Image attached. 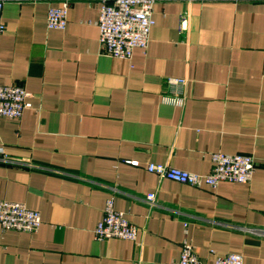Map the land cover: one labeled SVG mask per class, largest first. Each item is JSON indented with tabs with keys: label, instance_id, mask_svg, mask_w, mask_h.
<instances>
[{
	"label": "crops",
	"instance_id": "0c3cea01",
	"mask_svg": "<svg viewBox=\"0 0 264 264\" xmlns=\"http://www.w3.org/2000/svg\"><path fill=\"white\" fill-rule=\"evenodd\" d=\"M50 5L3 8L0 86L24 88L29 106L0 118V202L42 224L0 225V264H178L185 243L203 264H264V3L158 2L149 45L130 59L102 52L101 0L73 1L63 31L48 29ZM170 78L188 81L182 95ZM213 153L252 156V181L193 187L148 171L205 175ZM110 198L135 241L96 239Z\"/></svg>",
	"mask_w": 264,
	"mask_h": 264
},
{
	"label": "built area",
	"instance_id": "2783aa9c",
	"mask_svg": "<svg viewBox=\"0 0 264 264\" xmlns=\"http://www.w3.org/2000/svg\"><path fill=\"white\" fill-rule=\"evenodd\" d=\"M9 0H0V35L6 26L3 22L4 4ZM57 2L50 5L47 12L49 30H65L69 21L71 3L75 0H46ZM98 27L100 30V46L108 56L130 59L136 48L146 49L150 35L155 26L154 7L162 1L178 0H101ZM192 1V0H179ZM223 1V0H215ZM233 2L264 3V0H225ZM188 20L182 16L180 29L187 30ZM169 85L178 95H182L188 81L170 78ZM29 94L19 86H0V118L20 120L28 108ZM178 98V97H177ZM183 101V99H179ZM210 173L201 175L186 172L169 164H149L148 171L157 174L161 179H169L193 187L204 185L216 188L221 182L248 184L252 181L256 163L249 155L213 153ZM147 202L156 203V195L148 194ZM42 224L39 212L30 210L25 204L18 202H0V225L5 231L36 233ZM95 237L99 241L120 239L135 241L138 228L128 221L125 214L115 209L114 199L106 202L104 218L95 228ZM239 254H228L216 261V264H243ZM178 264H203L192 244L185 243Z\"/></svg>",
	"mask_w": 264,
	"mask_h": 264
}]
</instances>
